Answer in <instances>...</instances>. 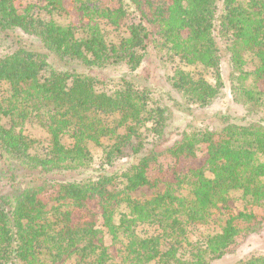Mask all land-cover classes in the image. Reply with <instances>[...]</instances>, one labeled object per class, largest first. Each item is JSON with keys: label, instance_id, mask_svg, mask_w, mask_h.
<instances>
[{"label": "trees", "instance_id": "16d2710c", "mask_svg": "<svg viewBox=\"0 0 264 264\" xmlns=\"http://www.w3.org/2000/svg\"><path fill=\"white\" fill-rule=\"evenodd\" d=\"M46 1L20 10L0 0V264H211L262 231L264 215L245 209L190 239L234 195L264 204V0ZM223 46L244 116L214 130L188 125L170 145L172 111L147 86L121 79L109 90L89 74H132L149 53L178 59L192 70L167 81L173 105L189 113L222 93ZM127 152L128 166L112 170ZM160 184L149 199L130 196ZM233 264H264V255Z\"/></svg>", "mask_w": 264, "mask_h": 264}, {"label": "rangeland", "instance_id": "374dc122", "mask_svg": "<svg viewBox=\"0 0 264 264\" xmlns=\"http://www.w3.org/2000/svg\"><path fill=\"white\" fill-rule=\"evenodd\" d=\"M46 2V0H15L16 6L20 10L29 5L44 6L46 5ZM71 15V22L74 26L77 28L84 26L85 21L81 19V13L75 6L71 7ZM128 21H132V17H129ZM24 38L31 40L29 37ZM2 47L5 48L6 44L2 45ZM2 47H0L1 50L3 49ZM176 69L191 71L192 67L185 66L178 59L167 63L165 61H161L154 54L152 55L149 53L140 68L132 74L129 73L128 69L124 66H108L105 69L94 70L89 74L96 80H99L101 85H104L105 88L109 90L118 88L120 86L121 79L133 81L139 86H147L150 89L152 97L163 102L172 111V118L169 127L167 128L169 133L171 131L168 145L172 144L174 140L178 138L177 133L182 129H185L188 125L201 126L214 130L221 126V120L224 117L237 120L244 116L245 112L243 108L232 100L229 75L234 71L235 67L231 64L229 55L224 50V46L221 50L220 64V80L223 82L222 93L207 108L199 109L197 107H192L191 111L187 113L180 111L177 106L173 105V100L179 102V98L178 95L171 90L167 78H169ZM206 79L212 85L216 82V76L213 75V73L207 74ZM27 132L32 137L38 139L44 138V134L37 128L30 127ZM67 141L70 142V139H67ZM90 148L95 162L98 163L100 151L94 147L92 148L91 146ZM129 156L130 152L123 155L122 158L115 163L112 170L118 172L124 170L132 160ZM162 163L164 164V167L167 168L171 162L168 158H162ZM88 172L83 173L84 178L90 176L91 171ZM91 175L95 176L93 172H91ZM72 176L73 178H79L76 174H73ZM164 188V184L158 185L155 189L141 188L132 192L130 196L137 200H145L162 192ZM245 209L252 210V212L258 215H264V204L259 207L251 208L246 206L237 195H234L225 206H220L213 212L210 222L206 226H197L191 229V241H204L207 235L217 233L220 230L221 226L228 218V214H238ZM101 224L102 219L99 218L97 224L99 229H101ZM104 243L106 245L109 243L108 239L105 237ZM262 255H264V228L258 234L251 235L246 240L241 241L233 254L226 255L222 259L212 262L211 264H233L250 256Z\"/></svg>", "mask_w": 264, "mask_h": 264}]
</instances>
